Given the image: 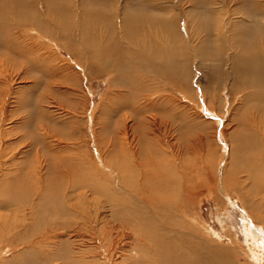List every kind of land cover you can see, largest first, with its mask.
<instances>
[{"label": "rangeland", "instance_id": "374dc122", "mask_svg": "<svg viewBox=\"0 0 264 264\" xmlns=\"http://www.w3.org/2000/svg\"><path fill=\"white\" fill-rule=\"evenodd\" d=\"M29 1L33 7L23 0H0V13L11 8L5 18L20 27L0 32L2 135L6 130V144L0 145V201L12 203L0 208V264H151L158 259L157 247L163 253L187 254L185 233L189 231L199 235L203 263L211 259L216 264H264V219H254L244 196L224 183L225 172L234 176L241 169L245 178L250 166L244 140L250 102L234 86L231 59L237 48L215 39L222 31L224 42L232 41L235 48L239 39L247 42L258 36V29L244 26L241 8L251 11L256 1L264 0ZM115 7L120 19L125 15L144 20L152 15L170 18L182 31L184 37L179 39L190 53L179 84L138 71L147 89L162 90L158 95L160 91L154 94L152 90L153 99L136 101L156 102L161 95L173 98L152 109L145 107V112L136 108L135 122L124 118L131 108L122 110L113 101L118 88L122 89L117 83L121 77L117 74L113 83L112 75L91 73L77 59L82 52L83 61L89 62L83 33L102 32L104 23L98 22V15L111 20ZM35 10L38 15L31 22ZM154 29L162 35L159 26ZM88 36V45H93L95 37ZM212 44L216 53L222 52L219 61L212 55ZM175 49L181 59V51ZM136 101V107L142 105ZM154 113L161 126L153 122ZM163 117L171 129L165 130ZM43 128L51 132L50 138ZM161 162L177 176L203 180L206 187L187 205L178 200V218L157 212L147 198L154 191L147 189L152 184L149 174ZM207 172L214 175L213 180ZM184 182V186L191 185ZM40 185L41 194L49 187L46 198L35 193ZM142 186L148 191L146 196L145 191H138ZM240 186L247 187L244 182ZM175 188L171 190L178 194ZM117 195L124 208L108 205L106 200ZM104 200L106 206L101 204ZM112 212L117 215L113 217ZM261 213L255 211L256 216Z\"/></svg>", "mask_w": 264, "mask_h": 264}, {"label": "bare ground", "instance_id": "6f19581e", "mask_svg": "<svg viewBox=\"0 0 264 264\" xmlns=\"http://www.w3.org/2000/svg\"><path fill=\"white\" fill-rule=\"evenodd\" d=\"M28 1L23 0V2L25 4L32 6L33 2L32 1L28 2ZM252 1L253 0H251V2ZM245 2H247V1H245ZM251 2H249V3H251ZM245 5H246V3H245ZM32 7H30V8H32ZM75 8H77V7H75ZM10 9L6 10L7 14H5L6 12H3V11L2 12L4 14L0 13V32H4L3 31L4 28L7 31H9L8 29L11 27H13L14 29L20 28L19 25H18V28H16V25L13 22L10 23L8 21L9 18H5L8 15ZM22 9H23V6H22ZM35 9H36V7H35ZM16 10H17V8H16ZM82 11L85 12L84 10H82ZM241 12L243 13L241 20H242L244 26H247V27H250L253 29H258L260 31V34H258V36H256L253 39H249L247 42L240 41V39H239L238 44L235 45V48L231 45L232 41L227 42L225 40L226 43L224 42V40L222 38V34H223L222 31H220V34H218L215 39L219 43L221 42L223 44L230 45L229 48H232V49L237 48V52L233 53L234 55L231 59L232 77H233V81L235 84L234 86L238 87L237 90L244 91V93H243L244 98L243 99L246 100L245 102H250V104L246 107V108H248V111H247L248 116L245 117L248 132L243 130V132H246L247 134L242 133L245 135V138H244L245 142H247V145L244 144V146L246 145L247 150H249L248 151V158H249L248 162H249L250 166L245 170V172H246L245 178L241 174V172H242L241 169L238 171H235V173L233 172L234 176H230L228 173L225 172L226 175L224 177V183H225L226 187L230 188L231 190H235L237 192H240L244 196V199L246 200V205L248 206V209L250 207V209L253 211L252 212V214L254 215L253 218L256 219L257 221L258 220L261 221L260 218L264 219V214L261 213V215L256 216L255 211L258 210V213L264 211L263 210L264 209V2L256 1L253 4L251 11H249V9L247 10V8L245 9V7H244V8H241ZM28 13H31V12H28ZM80 13H82V12H80ZM36 14L38 15L37 10H35V13L32 11V13H31L32 19L30 20L31 22L36 20L35 19ZM54 14H55V12H54ZM83 14H82V16H84ZM123 14L125 15V13H123ZM50 15H52V14H50ZM10 16H11V18L13 17L11 14H10ZM120 16L121 15L119 14V8H117V7H115V9H113L112 19L109 16V18L111 20H109L107 18L108 17L107 15H102V16L98 15V17H97L98 22H103L104 23L103 31H104L105 27H106V30L104 32L103 31L102 32H96V29H94L93 33H87V31L84 30L86 32H84V33L82 32L85 35V37H83V39H84L83 41H84L85 45L87 44V47L84 51L85 52L84 55H86L89 62L87 60L83 61L84 58H83V54H81L82 52L79 53V56L77 59L81 60L83 63H85L87 65L88 71H90L91 73H94V74L96 73L98 75H103V74L112 75V78H113L112 82L113 83L115 82L114 79H115V76L117 74L121 77L119 80L117 79L118 80L117 83H121L122 89L118 88L119 93L116 94L113 101H114L115 105H117L118 107H121L122 110L126 109V108L127 109L131 108L132 111H131L130 115H126V117H124V118L126 120H128V119L134 120V122H135L136 116L134 115V113L136 112L137 109H140V111L142 110L145 112V110H144L145 107L152 109V108L157 107L159 102L162 101L161 103H163V102H165L164 100H168V99L173 98V97L161 95V97L158 96V100H156V102L153 100H149L150 103H146V102L143 103L144 101H146L150 98L153 99L152 98V97H154L153 92L155 94L156 89H157V91H160V92H157L155 95L160 94L162 89L161 88H153V89L149 88V89H147V87L143 85L144 82L142 81L143 80L142 76L139 77L137 75L138 71L145 70L144 72H146L148 74L147 75L148 77H149V75H152V77H153V78L151 77L152 79H154L155 77L161 78V79L169 77V79H172L173 81H175L176 83L178 82V84H179L182 82V78H181L182 68L185 67L186 64H188V59L190 58V53H189L188 49L185 48V45L179 39V38H182V36H183L182 31L179 29L178 26L177 27L175 26V23H173V20H171L170 18L166 17L162 20V16L159 17L158 15H152L149 18H147L146 20H144L142 18L141 19L133 18V17H135L133 15H125V17H123V19L122 18L120 19ZM93 17L95 18V16H93ZM79 18H81V16H79ZM85 18H84V20H85ZM76 21L79 23L78 19ZM17 23L21 24L18 21H17ZM147 24H148V26H147ZM158 26L160 28L159 31L161 32L162 35L157 34L158 29H154V28H157ZM99 27H96V28H99ZM79 29H80V27H79ZM220 29H221V25H220ZM60 30H62V29H60ZM78 30H77V32H78ZM99 30H101V29H99ZM65 33H66V31H65ZM6 34H8V33L6 32ZM88 34H92L91 37H93V38L95 37V39H96V42L93 45L92 44L88 45L89 36L86 37ZM60 35H62V34H60ZM80 35H81V33H80ZM68 36H69L68 39H70V35H68ZM74 37L76 38L77 36H73V38ZM163 37H165V38H163ZM95 39H94V41H95ZM58 40H61V39H58ZM75 40H73V41H75ZM28 41H29V39H27V42ZM239 41H240V43H239ZM20 43H22V42H20ZM166 43H168V45ZM174 43L177 46H173ZM185 44H186V42H185ZM16 45H19V44L16 43ZM175 47H177V49H179L182 52V53L179 52L181 54V59L179 57H177V51H176ZM202 47H200V48L202 49ZM210 48H211L212 55L216 56L215 60L219 61L220 55L222 52L216 53L217 48H216L215 44L214 45L212 44L210 46ZM203 50H204L203 51L204 53L207 52L206 49L203 48ZM183 55H185L184 58H183ZM204 57H206V56H204ZM75 62H77V61H75ZM184 74H185V72H184ZM117 83H115L114 86L118 85ZM237 84H239V86H237ZM149 85L151 86V84H149ZM141 89H142V91H140ZM152 90H153V92L151 93ZM233 91H235V88L231 89V96H233ZM140 99H142V101H143V102H141L142 105L138 102ZM134 100L135 101L138 100V101H136V102H138L137 105L140 104L141 106H143V105L144 106L141 107L138 105V107H136V105L134 104ZM170 102L172 104H174L171 100H170ZM115 109L116 108L113 107V110H115ZM158 110H161V109H158ZM173 111L171 110L170 112H173ZM147 112H150V111H147ZM247 112H246V114H247ZM154 114L152 116L153 122H155L156 125L161 126L162 124H160V122H158V117L156 116V114L155 115ZM157 114L160 115V111H158ZM133 115L135 117H133ZM160 121H161V123L163 122L165 130L171 129V128H169L170 127V123H169L170 121L166 120L164 117L162 120L160 119ZM133 125L135 126V123H133ZM24 130H25V128H24ZM43 130H44L46 137L50 138L51 132L48 131L46 128H43ZM25 131H27V129ZM41 131H42V129H41ZM126 131H127V127H126ZM125 133H127V132H125ZM5 134H6V130L3 132V135H2V132H0V145H2V146L6 144L5 143L6 140L4 139ZM8 134L10 135V133H8ZM17 137H19V136H16L14 139L17 140L18 139ZM12 140H13V138H12ZM12 140H10V141H12ZM16 142L19 143L20 140H18ZM243 142L237 143L235 147L236 148L240 147L241 145H243ZM31 144H33V142H31ZM127 144H129V143L127 142ZM0 150H1V147H0ZM16 151H17V149H16ZM245 152H246V149H245ZM35 155H36V153H35ZM155 168L156 169L154 171L151 170V173L149 174V177H150V183L149 184H151V182H152V184L150 185L151 187L149 185L147 186L148 190L153 188L154 191H152V193H149L150 195L147 198L155 203V207H157V209H158L157 212L160 211L161 214H163L164 216H168V217H171V214H172V216L174 218H178L179 212L176 213V207L178 206V200L181 201L180 202L181 205L184 202H186V205H187L191 200H193L192 199V197H194L193 195L199 194L198 191L200 189H202V187H205L204 183L202 182L203 180L199 182L198 180L196 181L193 177L188 176V178L187 177L184 178V177H181L182 175L177 176V175H175V171L171 170V166L169 167V169L164 168V166H162V162L158 163V165ZM157 169H159V170H157ZM122 172H123V174H126V173H124V171H122ZM202 174H204V171H203V169L199 168L198 175L202 176ZM207 174H208V179L213 180L214 175L211 174L210 172H207ZM184 179L189 181V184H191V185L184 186V184H185ZM242 182H244L247 185L246 188L240 186V183H242ZM146 185L144 184V186H146ZM211 185H214L212 187H215V184H211ZM73 187L74 186H72V188ZM100 187H102V186H100ZM173 187L177 188V189L175 188V191L178 194L173 193V190H171ZM180 187H181V189H179ZM42 188L43 187L41 185L39 187H37V191L35 193L37 195H40L42 193ZM48 188L47 189H46V187L44 188V191H46V192H44V194H41L42 197L46 198V195L49 191ZM147 189L142 186L141 188L138 189V191L139 190H141L143 192L145 191L142 194L144 196H146L148 193ZM104 190H107V189H104ZM105 193H107V192H105ZM183 195H185L184 198H186V199L182 198ZM107 196L109 198V194H106V197ZM171 196H174L175 199H172L173 197L171 198ZM118 197H119V195L116 196V199H114L115 198L114 197L113 199L110 198V199H107V200L105 199V200L107 201L108 205L111 208H114V209H118V207L124 208L119 203ZM44 198L42 199V201L44 200V203L46 204V201ZM69 198L71 199L72 196ZM145 199L146 198H144L143 200L145 202H147V200H145ZM182 199H183V201H182ZM105 200L102 201V203H101L104 206H106ZM26 203L27 204L31 203L30 206H33V203L30 201H26ZM10 204H12V203L9 200L5 201V202L0 201V208H8L10 206ZM24 205H26V204H24ZM170 207H172V209ZM261 208H263V209H261ZM37 210H36V212H37ZM172 210H174V211H172ZM261 210H263V211H261ZM43 213H44V211H43ZM112 213H113L112 214L113 217L117 215V213H115V212H112ZM124 213L129 214L131 212L128 210H124ZM161 218L163 219V217H160V220H161ZM166 228H168V227H166ZM185 235L187 237L186 241L188 242L187 246L189 247L188 248L189 251L187 254H185L186 253L185 252L182 255L179 253L178 250H177L178 252L177 253L175 252L174 254H172L171 252L163 253L161 247H157L158 249H156V252H157L156 256L158 259H156V257H155V262L153 261L151 264H166L165 261H168L167 262L168 264H209V263L210 264H216V262H213V260H211V259H208V263H203V255L202 254L204 252L203 251L204 247L202 246L201 241L198 240V238H199L198 233L189 231L188 233L186 232ZM185 235L183 237H185ZM173 238H175V237H173ZM170 239H171V237H169V240ZM157 245L158 244H156V246ZM168 245H169V243H168ZM154 247H155V245H154ZM178 248L181 249L180 247H178ZM174 249H176V247ZM167 251H168V249H167ZM169 251H171V249ZM172 251H174V250L172 249ZM184 251H182V252H184ZM225 252L223 251L224 254H225Z\"/></svg>", "mask_w": 264, "mask_h": 264}]
</instances>
